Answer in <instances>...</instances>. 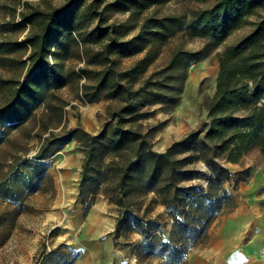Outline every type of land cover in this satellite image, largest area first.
Segmentation results:
<instances>
[{
	"label": "trees",
	"instance_id": "16d2710c",
	"mask_svg": "<svg viewBox=\"0 0 264 264\" xmlns=\"http://www.w3.org/2000/svg\"><path fill=\"white\" fill-rule=\"evenodd\" d=\"M52 1L42 0L43 7L24 2L18 22L1 24L4 33H16L27 26L29 30L20 42H0V62L9 59L5 55L24 48H29V53L25 61L15 62L25 67L23 80L0 78V90H7L0 105V143L3 128L25 121L50 91L64 86L72 75L87 81L93 78L92 83L82 85L85 102L110 99L120 105L108 110L109 120L96 135L77 126L46 137L33 156L21 158L0 181V198L16 201L40 191L50 180L46 161L75 141L83 153L79 197L102 193L120 208L116 220L119 227L131 195L155 192L174 217L170 240H160L153 235L151 222L135 217L137 229L150 255L164 259L163 264H180L190 245L206 236L210 224L232 200L223 184L233 181L236 189L248 177L249 170L232 174L217 161L237 164L252 150L264 156V0H211L209 7L198 10L188 21L177 15H150L131 37H127L129 30H122V24L109 22L106 12H135L166 0H59L57 6ZM252 17L255 21L250 31L217 54L219 70L215 92L206 106L208 122L164 151L152 150L149 136L154 129L144 131L130 124L145 118L143 108L151 104L173 105L178 101L181 86L167 84L159 75L172 72L166 79L178 83L174 72L183 73L206 56L202 50H176L167 66L154 72L152 78L145 74L156 58L153 47L183 30L215 49ZM77 43L97 49L87 56L84 68L63 74L50 58L57 55L56 50H68ZM144 52V57L127 68H121L114 59ZM91 66L96 68L89 69ZM196 161H202L210 172L205 190L193 191L179 184L186 176L199 175L186 168Z\"/></svg>",
	"mask_w": 264,
	"mask_h": 264
},
{
	"label": "rangeland",
	"instance_id": "374dc122",
	"mask_svg": "<svg viewBox=\"0 0 264 264\" xmlns=\"http://www.w3.org/2000/svg\"><path fill=\"white\" fill-rule=\"evenodd\" d=\"M112 0H106V3ZM24 2L43 7L42 0H0V42H20L29 27L16 33H4L1 24L6 21H19V13ZM59 0L51 2L59 5ZM211 0H166L135 12L120 13L107 11L109 22L122 24L129 30L127 37L138 33L142 20L150 15L158 17L177 15L188 21L200 9L209 7ZM255 17L248 24L235 31L223 44L215 49L204 39L192 38L186 31L176 32L168 41L153 47L156 58L149 64L145 75L167 66L171 54L176 50L206 53L198 61L191 63L186 70L174 72L178 83H169L172 72H164L161 77L167 84L181 86L178 101L171 105L154 103L145 108V118L130 125L142 130L154 129L150 134L152 150L164 151L171 143L192 131L200 130L208 122L206 106L215 92L216 77L219 70L217 54L248 33ZM97 48L71 44L68 50H56L57 55L50 58L60 67L63 74L84 68L87 56ZM55 50L52 48L51 52ZM29 48L5 55L0 62V78L20 82L24 79L25 67L17 61H25ZM145 52L130 58H114L121 68H127L144 57ZM9 60H15L14 63ZM95 69V66L88 67ZM79 74V73H78ZM152 78L154 76L152 75ZM93 82L82 76H70L67 83L48 93L44 103L21 124L3 128L4 138L0 143V181L9 176L21 158L33 156L43 140L50 134L60 135L71 128L80 126L91 135H96L109 120L108 110L117 108V100L101 99L87 103L82 98V85ZM7 90H0V105L6 98ZM165 133V134H164ZM163 135L160 149L158 138ZM167 135V136H166ZM170 136V137H169ZM171 141V142H170ZM169 144V145H168ZM83 153L78 144H66L46 162L50 180L30 195H22L18 200L0 198V264H163L164 259L152 256L143 246L144 236L138 231L135 217L151 222L153 235L162 241H169L174 217L162 204L155 192L131 195L126 201V213L122 224L117 227L116 220L120 208L102 193L88 198H80V180ZM230 173L249 170L248 181L254 177V169L264 165V156L258 151L247 153L236 165L217 161ZM186 168H193L199 175L184 177L179 183L191 190L208 186L210 172L202 161H196ZM235 177H233L234 179ZM243 181V182H244ZM240 183L238 184V186ZM238 186L236 189H238ZM232 195V200L223 206L222 211L210 224L207 234L197 243L190 245L180 264H209L208 258L202 261L197 255L208 245L210 231L214 222L232 212L235 207L233 181L223 184ZM178 217L182 215L178 213Z\"/></svg>",
	"mask_w": 264,
	"mask_h": 264
},
{
	"label": "crops",
	"instance_id": "0c3cea01",
	"mask_svg": "<svg viewBox=\"0 0 264 264\" xmlns=\"http://www.w3.org/2000/svg\"><path fill=\"white\" fill-rule=\"evenodd\" d=\"M164 134L158 138L159 148ZM254 171V177L241 182L233 192L232 212L214 222L208 245L197 254L202 261L208 258L209 264H264V165Z\"/></svg>",
	"mask_w": 264,
	"mask_h": 264
},
{
	"label": "bare ground",
	"instance_id": "6f19581e",
	"mask_svg": "<svg viewBox=\"0 0 264 264\" xmlns=\"http://www.w3.org/2000/svg\"><path fill=\"white\" fill-rule=\"evenodd\" d=\"M167 136V135H166ZM166 139V138H165ZM161 147V146H160Z\"/></svg>",
	"mask_w": 264,
	"mask_h": 264
}]
</instances>
